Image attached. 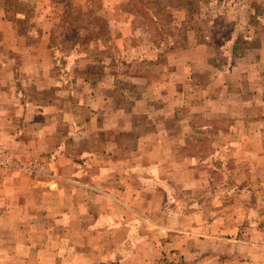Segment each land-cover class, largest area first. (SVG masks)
Wrapping results in <instances>:
<instances>
[{
	"label": "rangeland",
	"instance_id": "374dc122",
	"mask_svg": "<svg viewBox=\"0 0 264 264\" xmlns=\"http://www.w3.org/2000/svg\"><path fill=\"white\" fill-rule=\"evenodd\" d=\"M184 38L188 45L195 43L201 46L197 54L204 57L202 63L214 60L219 70L237 71L238 62L247 61L253 55L257 56V60L261 58L257 70L261 69L264 65V0H0V85L11 79L9 69L14 67L17 71L12 79L13 85L19 88L23 98L31 102L25 111L29 118L32 117V125L36 126L51 116L69 121L68 131L56 132L58 141L63 144V156L57 155L53 160L49 155L26 149L24 140L18 138L11 141L8 139L11 133H1L5 136L2 138L10 142L0 141V153L3 152L0 158L5 161V165L0 163V173L20 174L36 181L49 182L56 179L54 174L66 177L67 169L73 167L68 175L88 186H94L98 179L107 186L120 174L122 179L126 178L128 183L135 185L126 173H114V168H110L118 161H124L123 158L106 156L100 161L101 158L92 153L99 146L107 151L118 144L123 146L120 138L115 142L113 136L129 131L131 126H138L142 133L157 127L151 124L152 121H163L159 114L147 113L146 109L139 116L147 117L149 121L142 120L138 125L131 120L129 109L133 96L138 94L154 106L162 101L169 106L176 105L178 81L185 76L175 54L181 51V39ZM38 42L47 45L40 50V57L31 54L21 64L19 54L14 51L24 53L27 44L33 48ZM11 45L15 46L14 51ZM169 55L174 56L167 59ZM243 55L244 59L241 58ZM41 58L43 64L40 63ZM2 67L6 69L2 70ZM39 67L48 73L20 76L26 68ZM252 74L255 72L252 71ZM22 83L27 84L26 90ZM184 89L189 88L185 86ZM11 94L0 93V97L13 101ZM6 111L8 117L0 120V127L4 130L21 127L25 119L18 116L13 107H8ZM101 121L105 122L104 130L99 128ZM98 132L100 137H97ZM68 140L71 141V148H65ZM200 147L203 148V144ZM135 158L138 157L129 158L128 163L136 164ZM54 165L57 167L53 168ZM118 165H122L123 170L127 169L125 163L119 162ZM218 166L221 167V164ZM232 166L230 162L227 165ZM235 172L220 170L215 173L218 187L207 194L209 197L216 194L217 203L212 204L204 202L206 198L202 193H199L202 203H181V188L171 184L170 188H155L159 196L169 191L172 196L169 202H155L149 206L139 197L137 210L131 211L123 205L120 209L115 207L106 195L101 194L106 196L103 200L97 189L80 187L76 192L78 207L94 212L90 216L93 218V221L90 220L94 226L91 229L93 233L87 237L93 243L105 245L107 251L108 246L112 248L119 243L128 248L145 247L143 245L150 235L155 244H161L163 240L167 242L170 238L177 241L174 234L177 233L175 229H181V211L195 208L197 213H203L211 207L216 217L223 218L227 213L235 212L234 223L228 218L222 220L223 226H227L233 234L228 232L227 236L224 234L222 239H217L218 251L213 253L211 260L221 264L228 255L241 259L249 253L235 249L233 251L236 252L226 251L225 238L242 235L241 239L258 241L264 246V230L260 229L258 233L259 227L264 225V187L252 188L255 177L251 174V178L246 179L251 186V196H243L244 204H219L220 192L228 190L220 185L230 179H239ZM94 187L98 188L97 185ZM107 189L105 187L104 190ZM215 189L217 193H214ZM127 190L129 187L122 192ZM155 199H158L157 194ZM229 206L234 210H229ZM120 216L123 220H119ZM150 223L153 226L148 228ZM104 224L106 230L98 234L97 227ZM161 224L171 228L165 239L161 238ZM117 226L118 230L114 231ZM173 241L170 245L177 246ZM12 244L11 239L0 238V261L15 260L13 253L9 252ZM2 247L5 250H1ZM170 248H164L160 258L164 257L170 264H181V254L173 256L172 250L167 251ZM261 248L264 250V247ZM139 254L142 255L141 252ZM254 254L264 259V251Z\"/></svg>",
	"mask_w": 264,
	"mask_h": 264
},
{
	"label": "crops",
	"instance_id": "0c3cea01",
	"mask_svg": "<svg viewBox=\"0 0 264 264\" xmlns=\"http://www.w3.org/2000/svg\"><path fill=\"white\" fill-rule=\"evenodd\" d=\"M181 40L182 45L178 43L181 51L177 49L178 53L175 55L178 56L181 73L185 77L178 81L176 105L173 103L169 106L166 101H162L154 106L138 94L133 96L129 109L131 120L138 125L142 120L149 121L147 117L139 116L146 109L147 113L151 111L153 114H159L163 121H152L151 124L157 127H151L142 133L138 126H131L129 131L113 136L115 142L120 138L123 146L118 144L108 151L99 146L92 153L101 158L100 161L106 156L123 158L124 161L120 160L115 164L117 167L110 168H114V173H126V176L135 181V185L128 183L126 178L122 179L120 174L107 186L99 179L94 184L98 188L88 186L68 175L73 167L67 169L68 173L65 171L66 177L54 174L56 179L49 182L36 181L20 174L0 173V238L11 239L13 244L9 252L15 257L14 261L1 260V264H170L164 257L160 258L162 250L168 247L171 248L167 251L172 250L173 256L181 254V264H215L211 259L213 253L218 251L217 239H222L224 234L227 236L228 232H231L227 230V226H223L222 220L228 218L234 223V211L227 213L223 218L216 217L211 207L203 213H197L195 208L181 211V229H175L177 233L174 234L177 241L170 238L167 242L163 240L161 244H155L153 236L150 235L143 245L145 247L128 248L119 243L112 248L108 246L107 251L105 245L93 243L87 237L93 233V218L90 216L94 212H86V208L81 210L77 204V189L87 187L97 189L99 196L106 195L119 209L123 205L131 211L137 210L139 197L149 206L155 202H169L172 197L169 191L162 192L159 196L155 188L160 186L166 189L170 188L171 184L181 188V203H202L199 193L205 196L204 202L217 203L214 198L216 194L211 197L207 194L211 193V189L218 187L215 173L220 170L226 173L236 171L239 179L221 183V188L228 190L220 192L219 204H244L243 196H251V186L246 180L251 178V174L255 177V185L252 188L264 187V65L257 70L261 58L257 60V56L253 55L254 57L251 56L247 61L238 62L240 66L237 71L225 68L219 70L215 61L211 60L208 62L207 71V62L202 63L204 57L197 54L201 46L195 43L186 44V38ZM14 47L11 45L13 51ZM46 47L43 42H38L33 48L27 44L24 53L14 52L19 54L23 64V59L31 54L39 56L40 50ZM173 56L169 55L167 59ZM237 57L235 59L238 60ZM243 57L245 55L241 56ZM41 59L40 63L43 64L44 60ZM6 64L8 63L4 65ZM5 69L2 67V70ZM44 70L40 67L29 70L26 68L20 76L48 73ZM9 71L11 79L0 85V93H13V101L0 97V120L7 119L8 107H13L16 114L25 120L21 127H10L7 130L0 127V141L9 143L10 141L5 140V136L1 134L9 132L11 135L8 139L24 140L25 148L35 150L37 154L49 155L51 160L57 155L63 156V144L58 141L56 132L64 129L68 131L69 121L51 116L48 120H41L36 126L32 125V117L29 118L25 111L31 102L23 98L19 88L13 85L12 79L17 70L12 67ZM252 71L255 74H252ZM181 84L189 89H184ZM25 86L27 84L22 86L24 90ZM10 90L13 91L10 93ZM32 114L35 113L32 111ZM104 125L105 122L101 121L99 128L104 130ZM100 135L98 132L97 137ZM201 144L203 148L200 147ZM67 147H72L70 140L67 141L65 148ZM133 157L139 158H135L136 164L128 163L129 158ZM119 162L125 163L127 169L123 170L124 167L118 165ZM229 162L233 164L232 168L227 167ZM220 164L221 167L218 166ZM55 167L57 165L53 168ZM135 178L140 181L136 182ZM122 182L128 186H124ZM105 187L109 188L108 191L104 190ZM127 187L129 190L122 192V189ZM214 193H217L216 189ZM156 194L159 200L155 199ZM104 195H101L103 200L106 199ZM230 209L234 210V207L229 206ZM119 220H123L122 216ZM224 224L228 225L225 222ZM151 226L153 224L150 223L148 228ZM105 228V224L99 225L96 231L101 234ZM159 229L163 231L161 238H167L166 233L171 228L167 227V224H161ZM260 229L264 230V225L259 227L258 233ZM107 230L109 232V229ZM113 230L117 231L118 226ZM229 236L231 237L225 238L226 251L236 252L233 251L235 249L249 254L241 259L228 255L229 259L221 264H264V259L254 254L262 253L263 245L258 241L241 239L242 235ZM171 241L176 242L177 246H171ZM1 250L5 248L2 247ZM139 252L142 253L141 256ZM192 256L193 259L189 261ZM14 257L12 256V260Z\"/></svg>",
	"mask_w": 264,
	"mask_h": 264
},
{
	"label": "built area",
	"instance_id": "2783aa9c",
	"mask_svg": "<svg viewBox=\"0 0 264 264\" xmlns=\"http://www.w3.org/2000/svg\"><path fill=\"white\" fill-rule=\"evenodd\" d=\"M2 153H3V152H2ZM2 153H0V154H2ZM0 163H3V165H5V161H4V159L0 158Z\"/></svg>",
	"mask_w": 264,
	"mask_h": 264
},
{
	"label": "trees",
	"instance_id": "16d2710c",
	"mask_svg": "<svg viewBox=\"0 0 264 264\" xmlns=\"http://www.w3.org/2000/svg\"><path fill=\"white\" fill-rule=\"evenodd\" d=\"M188 11H190V9Z\"/></svg>",
	"mask_w": 264,
	"mask_h": 264
}]
</instances>
